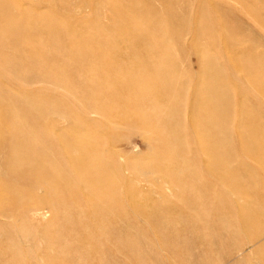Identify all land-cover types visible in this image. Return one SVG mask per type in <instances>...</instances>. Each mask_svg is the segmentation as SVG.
I'll return each mask as SVG.
<instances>
[{
	"label": "rangeland",
	"instance_id": "obj_1",
	"mask_svg": "<svg viewBox=\"0 0 264 264\" xmlns=\"http://www.w3.org/2000/svg\"><path fill=\"white\" fill-rule=\"evenodd\" d=\"M201 1L204 8L208 10L214 8L218 12L226 10L227 2L233 9L232 18L228 19L227 22L233 25H241L244 31L248 33L243 41L230 46L232 44L230 40L236 38L237 35L235 33L227 35L219 28L215 29L216 32L214 34L195 35L191 31V34L186 39L180 40L175 38L174 29L169 28L166 36L164 35L166 41L163 43L161 41V32L157 31L154 33V29H150L155 22V13L164 14L166 12V3L173 5L174 10H179L178 3L180 4L181 0H93L95 3L103 2L105 6L116 5L117 3L123 7V10L120 9L116 13H112L113 16L109 14L107 17L100 19L101 26H103V29L99 31L102 42L113 45V47H106L102 56L105 60L114 52L119 54V52L123 51H134L133 48L136 49L139 43H145L147 47L145 51L136 50L130 55L136 65L148 58L153 60L157 57L168 56L177 61V69L181 71V74L190 77V83L185 86L187 88V114L184 125L187 133L181 134L172 117L165 116L173 108L170 106L173 102L171 100L172 97L167 96L165 91V95L161 91H159L160 94L158 91L154 92L152 97L156 107H146L144 109V112L159 121V129L157 131H152L143 122L131 123L130 126L128 124L130 122L112 125L111 122L106 119L102 120L99 115L94 113L83 116L81 109H78L81 106L76 103L75 98L81 99L84 103L88 98H93L96 93L90 86L91 81L85 75L80 81H61L65 86L77 87L73 91H62L57 81L48 83L46 88L40 90L38 93L41 96L40 99L48 103L56 102L66 105L67 109L73 113V116L67 119L57 115L55 112H51L49 121L37 125L29 115L32 107H25L21 101L25 97H29L31 94L29 92L30 89L42 86L39 85L41 83H28L34 69H38L39 66L30 62V59L27 60L25 55L29 54V51L41 47V40L43 44H47V35L45 33L47 26L44 23L46 19L65 27L71 22L73 10L78 8L75 5L79 4L80 7L82 0H0V5L7 7L15 16L11 20L6 19L5 25H15L19 21L24 25L18 32L13 30L17 34L4 31L3 37L7 39V42L3 46L0 43V133L6 132L7 134L19 135L17 133H20V128L12 124L14 121L28 116V119L33 123H25V127L34 131L37 130L42 133V136H45L37 139V142L45 149L48 148L46 145L50 141L61 143L65 140L69 146L96 143L97 147L91 154L100 158L98 162L102 163V168L106 171V174L108 173L107 177L109 180L112 181L114 179L119 183L118 188H112L107 185L103 189L97 190L98 195L94 196L86 192L77 193L75 200L71 201L72 208L77 211L71 214L68 211L59 213L60 216L75 218L82 224L85 223L86 227L82 225L78 228H73L63 225L56 220L57 213L52 211L48 212L44 218H38L32 222L36 228L28 230L26 236L27 233H29V236L25 239L17 231V227L22 226L20 220L17 218L7 220L0 216V264H21L23 259H26L28 264H71L70 261L75 264L80 261L82 264L83 259L86 264H92L95 260H101V264H188L190 257L187 256L191 253L194 255L198 254L197 246H187V240L190 237L188 233L193 231L195 235L200 232L201 234L210 232V230L213 232L211 227L215 221L216 213L210 212L209 216L208 214L206 215L208 228H205V230L198 228L199 223L189 224L190 220L179 223L178 219H176L177 217L174 218V215H169L170 219H167L166 224H160V226L157 225L156 227L153 224L149 226L148 224L146 225L141 214L143 216L145 213L147 214L152 205L158 202L159 188L164 189L166 194H169L168 189L161 183L166 179L164 175L174 174L177 163L179 169L182 168L187 158L194 157V149L204 147L206 142L213 138L210 131L194 134L191 130L194 122H200L205 118L204 111H191V104L195 100L194 94L209 83L208 79H210L211 74L209 70H203V68L208 67L210 61L217 62V67L221 71L216 88L220 91L226 89L230 93L229 112L234 118L231 122L233 133L248 136L259 126H264L262 117V122H256L253 118L256 112L264 113V90L257 87L259 83L264 85V74L262 75L261 73L259 74L260 76L257 75L256 77L255 73L246 67L250 59L243 56L246 52H255L254 54L264 56V27L253 20V13H259L264 19V10L254 0ZM247 3L251 4L252 12L246 8ZM200 4L199 0H194L185 8L192 24L200 22L197 18V12L203 5L200 7L196 6ZM149 5L154 10H146L145 14L139 12L138 7L146 8ZM61 7L65 9H61ZM89 10L86 8L87 12L83 11L86 13L84 15L90 19V22L85 27H76L68 31H63L62 29L52 31V35L57 39H75V36L79 35L80 39L77 42L69 43L66 46L67 49H70L68 51L70 56L76 55L75 50L92 52L97 49L96 45L98 43L92 42L95 39L94 37H99L97 30L94 28L96 20H91L93 12ZM77 15H80V11ZM134 22H137L138 25ZM30 25H34V28ZM150 33L157 34L158 38L152 42L150 40H147V43L146 41L140 42L141 38L148 37ZM119 36L121 39H117ZM19 38H22V40L26 39L27 42H22V44L20 43L15 47L13 41L14 39L19 40ZM136 40L139 41L135 42ZM157 44L158 48L154 51L156 46L153 45ZM19 47H26L28 51ZM43 47L49 50L55 49V47H49L48 44ZM7 56L14 57L7 58ZM7 61H10V64H6ZM51 62L53 61L47 59L45 63L50 64ZM27 63L31 64L28 65ZM21 65H23V68H20ZM25 65L27 66L26 69ZM60 66V63H58L57 67ZM244 66L247 69H242ZM263 67L264 63L262 62L261 69ZM112 74L118 82L132 75L131 71H121ZM251 75L256 80L257 84L255 86H253L251 80L248 81L247 79ZM101 84L104 85L105 91L101 93L102 97L106 99L105 109L107 112V109L109 110L110 108L108 103L110 101H108L109 98L107 97L109 94H113L114 89L107 88L108 83L102 82ZM158 85L160 86L157 82L148 81L144 84V87L155 88ZM123 92L127 95L126 91ZM96 94H99V92ZM138 94L139 92L135 91L131 97L136 99ZM48 103H46L47 106ZM133 108L131 107L127 114H130L134 119L139 117L141 112ZM120 114L119 117L121 115L124 116L125 113ZM185 143L189 148H186ZM105 148L120 152L124 159L120 162L121 165L127 162V165L123 164V166L118 167V170H120V176L118 177H112V174L114 176V172L117 171L112 164L119 161V158L116 156L110 159L107 153L103 151ZM205 156V154L200 155L201 158ZM157 160L161 161L164 172L159 174L152 169L149 173L151 174L150 177H145L141 169H133L129 166L133 164L141 168L154 167ZM19 166L20 164H14L12 167L14 170H19ZM71 167L73 165L69 164L70 170ZM90 168L94 170L95 165ZM53 176L60 177L58 178L59 183L64 181L67 183L57 188L59 194L65 193V185L71 188L72 191H82L84 188L82 177L78 174H73L72 170L66 179L64 167L54 172ZM4 181H7V179L0 173V210L4 207L7 198L14 197L13 187L11 185L4 186ZM26 182L27 177L23 175L20 179L12 181V184L23 186ZM20 196L30 198L28 193H22ZM109 196H117V198H112L110 202ZM169 201L177 204L174 198ZM111 203L114 207H111L108 215L100 216L96 212L89 214L91 208H106ZM173 203L168 202L164 206L165 209H170L169 204ZM78 211H82V213H78ZM117 216L129 220V223L124 226V230H126L128 235L127 240L120 237L108 236L105 238V235L114 229L112 221L117 219ZM197 220L195 219L194 222L199 221ZM183 223L188 224L184 225ZM181 228H185L184 232L186 234L182 233L183 230ZM180 229L182 232H180ZM191 229L192 231H190ZM173 230H175V233L179 231L178 234L174 235ZM181 235L185 236L182 237ZM166 236H169V239L165 238ZM186 236L189 237L186 238ZM181 237L185 240L183 241ZM180 238L182 241L178 242ZM172 241L176 244L170 248L166 246V248L164 243L172 246ZM242 241L245 242V240ZM123 243H126V251L124 256H120L116 253L115 248L119 249ZM178 244L180 246H177ZM232 252L223 247L207 257L202 256L198 264H217L221 260L227 261L230 259ZM109 253L115 257L117 256L118 259L112 257L109 260ZM9 256L13 257L14 260L12 262L8 261Z\"/></svg>",
	"mask_w": 264,
	"mask_h": 264
},
{
	"label": "bare ground",
	"instance_id": "obj_2",
	"mask_svg": "<svg viewBox=\"0 0 264 264\" xmlns=\"http://www.w3.org/2000/svg\"><path fill=\"white\" fill-rule=\"evenodd\" d=\"M193 1L181 0V3H178L179 10H174L173 5L166 3V12L164 14L155 13V22L150 29H154V33L157 31L161 32V41L163 43L166 41L165 36L169 28L174 29L175 38L180 40L186 39L191 34V31L195 35L214 34L216 32L215 29L219 28L227 35L231 33L237 35L236 38L230 40L232 42L230 46H233L234 43H240L246 37V34H248L241 25H233L227 22L228 19L232 18L231 13H233L232 7L227 2L226 10L218 12L214 8L212 10L204 8L202 1L199 0L201 4L196 6L200 7L203 5L197 12V18L200 22L197 24L190 23L189 14L185 8ZM254 1H257L260 8L264 10V0ZM81 3L80 7L79 4L75 5L78 8L73 10L71 22L65 25V27L55 24L48 19L44 21L47 26L45 29L47 44L49 47H55V49H44L43 46L47 44H43L41 40L40 49L35 48L25 55L27 60L30 59V62L36 63L39 66L38 69H34L28 83H41L39 85H42L30 89L29 92L31 94L29 97H25L21 101L25 107H32V111H29L31 119L37 125H41L50 120L49 114L51 112H55L63 118H71L73 113L67 109L66 105L56 102H44L40 99L41 96L38 93L40 90L46 88L48 83L54 81L59 83V88L62 91H73L77 87L65 86L61 81H80L83 75H85L91 81V88L96 93L99 92V94L95 93L93 98H88L84 103L81 99L75 98L76 103L81 106L78 109H81L83 116L94 113L99 115L102 120L106 119L108 122H111L112 125L130 122L128 123L130 126L131 123L143 122L152 131H157L159 129V121L144 112V109L146 107H156L152 95L156 91L158 93L161 91L164 95L166 92V95L172 97L171 100H173L170 105L173 107L172 111L165 114V116L172 117L180 133L186 134L187 129L184 125V120L187 114V88L185 86L190 83V77L181 74V71L177 69V61L168 56L157 57L153 60L148 58L136 65L130 55L136 50L140 52L145 51L147 48L145 43H139L136 49L133 48L134 51H123L119 52V54L114 52L105 60L102 56L106 47H113V45L102 42V38L99 35V31L103 29L100 19L105 16L107 17L109 14L113 16L112 13H116L120 9L123 10V7L117 3L116 5L105 6L103 2L95 3L93 0H82ZM64 7L66 8V6ZM65 8L61 7V9ZM86 8L93 12L91 20H96L94 28L97 30L99 37H94L95 39L92 42L98 43L96 45L97 49L92 52L75 50L76 55L70 56L68 52L70 49H67L66 46L69 43L77 42L80 39L79 35L75 36V39H57L52 35V31L59 29L68 31L76 27L83 28L88 25L90 19L83 12L86 11ZM246 8L250 12L253 11L251 4L247 3ZM138 9L142 14H145L149 10H154L150 5L146 8L140 6ZM79 11L80 15H77ZM253 16L254 22L264 27L263 17L259 13H253ZM13 17L15 16H13L7 7L0 5L1 46L7 42V39L3 37L4 31L17 34L13 30L18 32L24 26L20 21L15 25H5V20H11ZM135 24L138 25L137 22ZM30 26L34 28V25ZM154 33L148 34V37L141 38L140 42L146 41L147 43V40L154 41L158 38L157 34ZM117 39H121L120 36ZM138 41L136 40L135 42ZM22 42L27 41L26 39L22 40V38H19V40L14 39L13 44L17 47ZM153 46H156L154 50L156 51L158 44ZM19 48H24L25 51H28L26 47ZM254 53L246 52L243 56L250 59L246 67L255 73L257 77L261 73L262 75L264 74V67L261 69V64L262 62L264 63V56ZM13 57L7 56V58ZM47 59L53 62L47 64L45 63ZM58 63H60V67H57ZM6 64H10V61H7ZM217 64V62L210 61L208 67L203 68V70H209L211 74L210 79H208L209 83L194 94L195 100L191 104V111L202 110L205 117L202 121L193 123L192 132L194 134H202L210 131L213 138L207 141L204 147L194 149V157L187 158L182 168L179 169L177 163L175 173L173 172L174 174L164 175L166 179L161 183L168 189L169 194H166L164 189L159 188L158 202L152 205L147 214L145 213L144 216L141 214V216L145 220L146 225L148 224L149 226L153 224L156 227L157 225L160 226V224H166L169 215H174V218L177 217L176 219H178L179 223L190 220L189 224L199 223L198 228L200 227L202 230H205V228H208V218H206V215L208 214L209 216L210 212H214L216 213V218L211 227L213 232L210 230V232L201 234L199 231V234L194 235L191 229L190 231L192 232L188 233L190 237L186 236L188 238L187 246L194 245L198 247L197 255L191 253L187 256L190 257L189 263L198 264L202 256L207 257L211 253L226 247L229 251H233L230 259L218 261L217 264H264V126H259L248 136L233 133L231 122L234 118L229 112L230 93L226 89L220 91L216 88L221 75ZM26 67L25 65V69ZM246 67L241 68L247 69ZM20 68H23V65ZM121 71H131L132 75L118 82V80L114 79L112 73ZM247 79L248 81L251 80L253 86L257 84L252 75L251 77L248 76ZM148 81L157 82L160 86L145 88L144 84ZM102 82L108 83L107 88L114 89L113 94H109L107 97L109 98L108 101H110L108 102L110 106L107 105L110 107V111L107 109V112L105 109L106 99L102 97L101 93L105 91L104 85L101 84ZM257 87L264 90V85L261 83L257 84ZM123 91H126L127 95ZM135 91L139 92L136 99L131 97ZM46 103H48V106ZM131 107L138 109L141 115L133 119L130 114H127ZM119 113H125L126 115L122 116L120 114L121 117H119ZM261 117L264 119V113L256 112L253 118L256 122H262ZM30 122L32 121L28 119V116L13 122V126L20 128V133H17L19 134L17 136L7 134L6 132L0 133V173L7 179V181H4V186L11 185L14 195L12 198H7L4 207L0 210V216L7 220L12 218L20 220L22 226L17 227V231L25 239L29 236V233L26 236V232L36 228L32 222L38 218H44L48 212L52 211L57 213L56 220L63 225L73 228H78L82 225L86 227L85 223L82 224L75 218L60 216L59 213L68 211L71 214L77 211H74L71 206V201L75 200L77 193L86 192L94 196L98 195L97 190L103 189L107 185L112 188H118L119 183L114 179L112 181L109 180L107 177L108 173L106 174V171L102 168V163L98 162L100 158L91 154L97 147L96 143L69 146L65 140L61 143L50 141L46 145L48 148L45 149V147H42L37 142V139L45 136H42V133L37 130L34 131L25 127V123L29 124ZM185 145L187 146L186 143ZM186 148L189 147L187 146ZM103 151L107 153L110 159L116 156L119 158V161L112 164L114 169L117 170L114 172V176L112 174V177L120 176L118 167L123 166V164L127 165V162L122 165L120 164L124 160L120 152H114L107 148L103 149ZM202 154L206 156L201 158L200 155ZM14 164H20L19 170L13 169L12 166ZM69 164L73 165L71 167L73 174H78L82 177L84 188L82 191H72L71 188L65 185V193L59 194L57 188L67 183L65 181L59 183L58 178L60 177L53 176V173L64 167L66 179L71 171ZM94 165V170H91L90 167ZM129 166L133 169H141L145 177H150L151 174L149 173L152 169L159 174L164 172L160 160H157L156 167L141 168L133 164ZM23 175L27 177V182L23 186L12 184V181L20 179ZM22 193H28L30 198L20 196ZM109 198L111 202L112 198H117V196H109ZM171 198H174L177 204L169 201ZM168 202L173 204H169L170 209H165L164 206ZM111 207H114L112 203L106 208L94 207L91 208L89 214L96 212L100 216L108 215ZM78 213H82V211H78ZM195 219L199 221L194 222ZM127 223H129L128 219L117 216V219L112 221L114 229L106 234L105 238L109 236L125 238L127 240L128 235L126 230H124V226ZM183 224L187 225L188 223ZM181 229L180 232L186 234L184 232L185 228ZM173 231L174 235L179 232L175 233V230ZM178 236L180 237V235ZM165 238L169 239V236ZM180 239H178V242L182 241L183 238ZM242 240H245V242ZM164 244L165 247L170 248L176 243L174 244L173 242L172 246H169L167 243ZM125 246L126 243H123L119 249L115 248L116 253L124 256V252L126 251ZM177 246L180 245L178 244ZM112 257L118 259L117 256L115 257L111 254L108 256V259L110 260ZM13 260V257L9 256L8 261L12 262ZM8 261L6 260L7 263ZM82 262V264H86L84 259ZM70 263L75 264L73 261H70ZM101 263V260L92 262V264ZM21 264H28L27 260L23 259ZM77 264H81V262L77 261Z\"/></svg>",
	"mask_w": 264,
	"mask_h": 264
}]
</instances>
